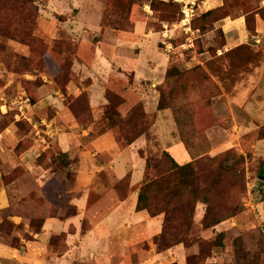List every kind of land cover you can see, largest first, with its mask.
Instances as JSON below:
<instances>
[{
    "label": "rangeland",
    "instance_id": "1",
    "mask_svg": "<svg viewBox=\"0 0 264 264\" xmlns=\"http://www.w3.org/2000/svg\"><path fill=\"white\" fill-rule=\"evenodd\" d=\"M36 1L39 10L34 6L16 30L21 38L29 35L25 44L13 39L10 31L0 33V130L15 124L20 138L10 145L14 158L8 161L15 167L4 183L26 172L19 158L35 145V137H45L42 146L49 143L50 147L43 151L39 143L37 161L44 169L33 177L23 176V184L13 187L17 194L12 207L3 213L0 244L16 252L30 246L35 264H100L91 237L93 216L81 212L74 201L76 193L65 188L67 180L70 187L75 184L77 160L70 159L57 137L48 134V119L62 118L66 108L67 118L74 117L92 135L113 129L118 141L128 146L124 137L131 129L127 123L136 122L142 113L135 114L134 120L130 115L140 110L146 115L139 119L137 130H147L140 136L146 137L147 146L136 152V158L144 159L147 168L149 160L161 161L168 150L179 164L194 161L211 202L197 204L187 242L174 245L170 233L167 241L160 240L161 245L156 243L161 233L151 243L124 241L138 248L116 253V264L127 258L141 264L152 252L164 255L170 250H174L170 264H189L190 260L192 264H264V34L255 37L258 20L264 21V0H240L244 3H237L242 7L234 8L238 17L215 22L204 16L222 8L226 0ZM4 13L15 12L6 8ZM241 17L246 28L226 33L224 21ZM260 28L264 30V24ZM13 42L26 46L28 55L20 54L22 50ZM170 71L174 76H167ZM167 78L170 89L178 94L164 96L159 109ZM90 83L105 93L104 107L92 109L89 92L81 89L79 93L76 85L88 88ZM192 84L197 85L196 91L189 87ZM111 94L123 102L111 107ZM38 101V107H30ZM184 104H190L192 122L182 127L176 112ZM109 111L116 125L108 120ZM121 119L125 124L119 123ZM184 136L192 141L189 148L203 155L189 157ZM164 161L160 173L173 168L170 160ZM143 170L137 163L136 177ZM150 171L151 178L155 177L157 170ZM114 188L122 200L128 198L130 177ZM91 195L94 200L96 195ZM22 200L31 204L24 207ZM13 214L24 220L15 222L10 218ZM48 216L58 217L66 229L48 236L44 228ZM217 218L224 221L215 225ZM178 247L191 251L179 257L175 254Z\"/></svg>",
    "mask_w": 264,
    "mask_h": 264
},
{
    "label": "crops",
    "instance_id": "2",
    "mask_svg": "<svg viewBox=\"0 0 264 264\" xmlns=\"http://www.w3.org/2000/svg\"><path fill=\"white\" fill-rule=\"evenodd\" d=\"M218 4L219 3H217V5ZM224 22L226 33L228 32L231 34V32H235L239 30V28H246V20L244 17L235 20L226 19ZM257 24V35H255V37H259L260 35L263 36L264 30L260 28V25L264 24V21L260 19ZM243 29L241 31H243ZM139 31L143 32L142 27L139 28ZM260 42L262 43L261 40ZM13 43L19 45V49L23 52L20 54L28 55V48L26 46L16 42ZM112 54L114 55L115 52H112ZM88 71L89 69L86 72L88 73ZM76 86L79 93L81 89L82 91L89 92L92 109H97L98 107L100 108L106 105L105 93H102V90L96 88L93 83H90L88 88ZM72 87L71 84L69 86L70 94L71 92L73 93ZM40 102L38 101L33 105L30 104V107L34 109V107H38ZM142 102L144 103V100H142ZM2 106L4 107L5 105L2 104ZM31 111L32 110H30V112ZM68 112L69 111L64 108L62 118L58 119L59 116L57 117L54 115L51 119H48V124L45 122L48 125V134L57 137L62 150L68 153L70 159L77 160L75 184L73 187H70L67 180L65 182V188L68 193H76L74 201L78 204L80 211L88 214L90 213V215L93 216L94 230L92 231L93 234H91V237H93L94 246L99 253V263L116 264L117 262L114 258L116 253H127L132 248H138L137 246H132L130 248L125 242L136 241L138 243L142 240L151 243L152 239L159 235L163 228L164 216L159 215L152 217L146 210H137L139 186L141 184L140 182L144 179L146 165L144 167V159L139 156L138 159L136 158V152L146 148L147 140L146 137L143 136L137 139L133 144L123 146L120 141H118L117 134L113 129H107L104 133L97 136L92 135L91 129L81 128L74 117L69 120L67 118ZM30 118L32 119V117ZM95 123L96 122H94V124ZM58 124H60V126H58ZM34 139L36 140L35 145H32L28 151L22 153L19 158V165H22L26 169V172L6 184L4 183L5 176L15 167L10 165L8 161L14 158L13 150L9 148L10 145L18 143L20 138L15 124L4 130H0V157L3 161H1L2 163L0 162V222L4 218L3 213L13 205V197L17 194V190H14L13 187L17 186L19 182L21 185L23 184V176L30 175L33 177L34 172L37 174L40 173V170L44 169L38 164L37 158L41 153V151L39 152V143H41L42 139H45V137L39 136V140L36 137ZM40 146L43 151H45L47 147H50L49 143L45 148H43L42 143ZM100 158L104 159V161L101 159L102 162H99ZM137 163L138 165L140 163V166H143L144 170L141 174L137 173L138 176L136 177L134 170L137 168ZM127 177H130V194L128 198L122 200L114 187L117 182ZM52 178L53 177L49 178L48 181ZM36 183L38 182L36 181ZM93 193L96 196L94 200H91V194ZM21 202L24 207L31 204L29 201L22 200ZM10 218L18 223L24 220L23 217L16 214H13ZM56 226L59 228L56 229ZM44 228L48 229V236H52L59 233L57 231L58 229L62 231L66 229V226L58 217L48 216L46 223H44ZM118 229L121 230L120 233H117ZM71 237L74 236H70V238ZM70 238L68 241L72 242ZM113 238L116 241H113ZM102 241H104V243H102ZM25 248L23 252H16L18 249H12L7 245L0 244V264H35L36 256H32L31 247L27 246ZM175 250L177 251L175 254H178L179 257L185 253V251L186 253L191 251L189 248L185 249L180 247ZM173 251L174 250H170L164 255H158L152 252V256L148 260H142L143 262L141 264H157L158 261L163 262L162 264H170L171 258H174V255H171ZM120 264L132 263L131 260L127 258L120 262Z\"/></svg>",
    "mask_w": 264,
    "mask_h": 264
},
{
    "label": "trees",
    "instance_id": "3",
    "mask_svg": "<svg viewBox=\"0 0 264 264\" xmlns=\"http://www.w3.org/2000/svg\"><path fill=\"white\" fill-rule=\"evenodd\" d=\"M237 2H240V0H226L225 5L222 8L206 13L204 18L209 19L212 17V21L214 22L224 19L228 16L236 18L238 16L236 15V13H234V8L239 5L238 9H240L242 7V5L240 4H243L244 1H241L240 4H238ZM36 5H38L36 0H0V33L10 31L14 33L13 37L15 38L13 39L20 38L21 40L18 41L24 43L29 35L22 36L21 38L17 34L16 30L21 29V27H19V23L22 24L26 21L24 20L27 17L26 15H28V13L31 12V9H33V7ZM36 7L37 8H35V10L38 11L39 5ZM6 8H13L15 13L12 15L4 13L2 15L1 12ZM217 12L221 15H215ZM16 19L18 20V22L12 21ZM12 22H14L15 24H13ZM6 23H12V25L5 27ZM205 27L206 25L203 26V28ZM248 27H250L251 29H255V26ZM167 76H174L173 72L170 71ZM170 83L171 81H169L168 79L166 90H162L158 107L159 109H162V101L165 100L164 96L174 97L178 94L176 90L170 89ZM196 86L197 85L192 84V86L190 85L189 87L194 88L196 91ZM212 87L216 88V85H213ZM168 91L169 93H167ZM108 100H110L111 107L123 102L121 98L113 94H111L110 96L108 95ZM179 109L180 111L176 112V119L179 122V125H182L183 127V124H186V126H188L192 122V109L190 108V104H184L182 108ZM179 112L180 116H178ZM137 113H142L139 115V117L143 120L145 119V112L143 113L140 110H135L130 115L132 120H134L133 118ZM106 115L110 122H114V125L117 124L114 116L111 115L110 111L107 112ZM139 119L136 122L127 123V125L131 129V134L125 132L124 137L128 145L133 144L137 139L140 138V136L147 132L145 128H138L139 130H137V127H139ZM119 123L125 124L122 119L119 121ZM183 141L188 146L187 147L185 145L186 150L190 155L189 157L197 158L198 156L203 155V153L200 154L198 151L189 148L192 142L190 138L184 136ZM202 147L204 149V145ZM18 151L21 152L19 148ZM164 158L165 160H170L173 168L167 171L163 170V172L160 173V168L163 169V163H165ZM164 158H162L161 161H148L146 175L144 178L145 181L141 186L138 196L137 210H147L153 217L164 214L162 232L159 236H157L156 243L158 245H161L160 240L163 239L167 241L166 236L170 233L173 239H175V245L187 242V240L189 239L188 236H190L193 230V222L195 216L194 213L197 204L199 202L210 204L211 197L207 192L205 185L202 183H206V181L203 179L201 169H198L196 167L194 161L188 162L187 164L183 165L179 164L168 151L164 152ZM152 169L155 171L157 170V173L153 178H151L152 176L150 171ZM223 221L224 220L217 218L215 221V225L220 224ZM171 231H173V233H171ZM189 264H192L191 260L189 261Z\"/></svg>",
    "mask_w": 264,
    "mask_h": 264
}]
</instances>
